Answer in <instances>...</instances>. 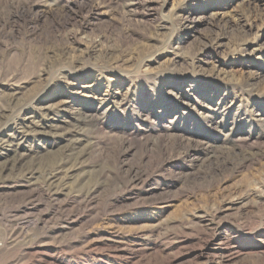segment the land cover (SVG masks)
<instances>
[{"label":"rangeland","instance_id":"1","mask_svg":"<svg viewBox=\"0 0 264 264\" xmlns=\"http://www.w3.org/2000/svg\"><path fill=\"white\" fill-rule=\"evenodd\" d=\"M0 264H264V0H0Z\"/></svg>","mask_w":264,"mask_h":264},{"label":"bare ground","instance_id":"2","mask_svg":"<svg viewBox=\"0 0 264 264\" xmlns=\"http://www.w3.org/2000/svg\"><path fill=\"white\" fill-rule=\"evenodd\" d=\"M21 129H23V128H21ZM22 137L21 138H19V141L17 142V144H16V147H18L20 144H21V142L25 139V138H23L24 137V132L22 131ZM6 141H9V143L11 144L12 143V141H10V140H6ZM14 159H13V161H15L16 162V160L17 161H22L21 160V158H22V156H21V154H18V155H16L15 154V152H14ZM12 164L14 163V162H11ZM21 165V164H20ZM16 166V165H15ZM57 171V169H52L50 172H49V175H47L48 177H47V180L49 181V179H50V177H52V176H55L54 174H55V172Z\"/></svg>","mask_w":264,"mask_h":264}]
</instances>
